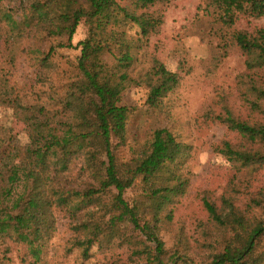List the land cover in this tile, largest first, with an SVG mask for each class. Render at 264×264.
Listing matches in <instances>:
<instances>
[{
    "label": "trees",
    "instance_id": "16d2710c",
    "mask_svg": "<svg viewBox=\"0 0 264 264\" xmlns=\"http://www.w3.org/2000/svg\"><path fill=\"white\" fill-rule=\"evenodd\" d=\"M145 1L154 5L158 0ZM22 7L20 17L14 9L4 16L13 39L33 28L45 37L64 38L47 51L28 50L39 66L49 69L59 47L78 46L80 55L76 71L58 85L46 74L20 86L12 80L14 74L0 66V105L13 108L26 136L12 135L0 144V264L13 258L14 250L22 264H64L50 251L57 212L68 217L72 230L66 251L77 249L83 260L94 245L105 251L124 246L132 250L139 242L130 228L146 235L143 242L155 243L154 255L145 264H196L190 245L178 247L179 239L168 251L160 229L146 219L172 211L186 194L190 177L183 167L192 146L170 128L157 127L131 146L129 160L118 156V148L128 142L131 113L122 96L139 84L131 69L143 37L157 30L162 17L127 9L118 0H27ZM204 10L229 28L240 15L264 16V0H211ZM82 21L88 34L74 45ZM129 24L137 26L138 36L128 33ZM232 37L245 55L247 71L238 83L245 80L241 97L249 115L243 117L225 104L210 116L237 133L238 141L213 145L232 163L234 173L217 200L202 198L204 225L209 226L203 233L212 229L219 245H209L213 250L200 264H264V183L249 191L252 180L264 171V25L234 30ZM161 72L171 85L150 87V106L159 107L180 78L165 68ZM138 185L143 195L131 202L125 194ZM40 193L49 200L41 201Z\"/></svg>",
    "mask_w": 264,
    "mask_h": 264
},
{
    "label": "rangeland",
    "instance_id": "374dc122",
    "mask_svg": "<svg viewBox=\"0 0 264 264\" xmlns=\"http://www.w3.org/2000/svg\"><path fill=\"white\" fill-rule=\"evenodd\" d=\"M118 1L127 9L153 12L163 20L157 30L143 37V47L138 52L136 49L137 60L131 73L139 84L127 89L122 96L121 103L129 106L131 113L128 142L118 148V156L121 161L129 160L133 156L131 146L142 143L157 127L170 128L179 140L192 146V156L183 167L190 177L186 194L172 211L156 217L147 216L146 219L160 229L159 234L168 251L175 249L180 239L178 247L190 245L196 264H200L201 258L207 257L213 250L209 245L214 249L219 245V238L215 237L212 229L209 234L203 233V229L209 226L204 225L207 213L202 198L207 195L217 200L234 173L232 163L215 151L213 145L224 139L238 141L237 133L210 116L220 112L226 104L235 113L248 117L249 111L241 97L246 90L245 80L238 83L240 75L247 71L245 55L234 42L232 32L263 26L264 16L253 18L247 14L240 15L237 23L228 28L222 26L217 16L205 12L211 0H158L154 5H149L145 0ZM26 2L0 0V66L10 70L14 74L12 80L20 81V86L46 74L55 85L64 84L76 71L80 47H59L51 56L49 69L39 66L33 56L35 53L31 54L28 50L47 51L64 38L45 37L39 29L33 28L19 39H13L8 22L4 19L5 13L14 9L16 17H20ZM125 29L132 35L139 31L133 24ZM87 34L88 27L82 21L73 36L74 45ZM13 58L16 60L15 66ZM106 58L112 63V57ZM162 68L176 72L180 78L175 87L168 90L159 107L150 106L147 102L150 87L166 82ZM166 85H171V82H166ZM12 135H19L25 140V124L14 116L13 108L0 105V144ZM262 183L264 171H259L249 191L258 189ZM142 195L141 185L128 189L125 194L131 202ZM38 198L41 201L49 200L45 193H40ZM57 215L58 230L50 241V251L55 259L64 264H145L154 255L155 243L143 242L146 235L129 228V234L139 242L132 246V250L128 252L124 246L105 251V247L94 245L90 257L83 260L77 249L70 253L66 251L72 230L68 227V217L58 212ZM11 256L13 258L4 264H22L16 250Z\"/></svg>",
    "mask_w": 264,
    "mask_h": 264
}]
</instances>
